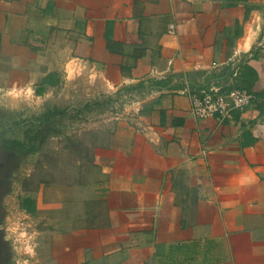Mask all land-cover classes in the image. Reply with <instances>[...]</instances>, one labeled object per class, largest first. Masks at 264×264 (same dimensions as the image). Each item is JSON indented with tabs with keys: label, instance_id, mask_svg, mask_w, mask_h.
Masks as SVG:
<instances>
[{
	"label": "crops",
	"instance_id": "crops-1",
	"mask_svg": "<svg viewBox=\"0 0 264 264\" xmlns=\"http://www.w3.org/2000/svg\"><path fill=\"white\" fill-rule=\"evenodd\" d=\"M0 70L128 100L31 193L35 264H264V0H0ZM211 87L253 100L196 119Z\"/></svg>",
	"mask_w": 264,
	"mask_h": 264
},
{
	"label": "rangeland",
	"instance_id": "rangeland-1",
	"mask_svg": "<svg viewBox=\"0 0 264 264\" xmlns=\"http://www.w3.org/2000/svg\"><path fill=\"white\" fill-rule=\"evenodd\" d=\"M4 72L0 70V106H14L11 114L24 119L42 122L39 129L42 149L39 156L28 162L23 173L16 179L14 194L8 200L7 208L13 211L14 226L20 242H25L29 254L36 258L40 232L45 228L38 217L30 216L24 209V202L30 200L31 193L40 186L67 181L69 173L77 172L80 156L91 153L90 140L94 131L88 125L102 124L121 114L128 101L124 94L100 93L96 98L87 97L81 91L86 83L76 82L71 88L63 86L46 99L37 98L31 81L29 83H9L1 81ZM95 90V87H93ZM51 112L64 114L51 122L44 118ZM112 121V120H111ZM24 244H21L25 248ZM25 254V251H24Z\"/></svg>",
	"mask_w": 264,
	"mask_h": 264
},
{
	"label": "flooded vegetation",
	"instance_id": "flooded-vegetation-1",
	"mask_svg": "<svg viewBox=\"0 0 264 264\" xmlns=\"http://www.w3.org/2000/svg\"><path fill=\"white\" fill-rule=\"evenodd\" d=\"M6 105L0 106V264H20L25 258L24 248L16 236L14 213L7 206L16 179L42 149V122H18L17 114L9 110L15 107Z\"/></svg>",
	"mask_w": 264,
	"mask_h": 264
},
{
	"label": "built area",
	"instance_id": "built-area-1",
	"mask_svg": "<svg viewBox=\"0 0 264 264\" xmlns=\"http://www.w3.org/2000/svg\"><path fill=\"white\" fill-rule=\"evenodd\" d=\"M191 101V113L196 119H205L208 117L230 118L235 110H245L252 102L253 96L245 91L231 90L223 91L217 87L202 91L200 94L186 91ZM25 242H21L24 244ZM25 258L20 264H35L30 262L33 259L29 254L26 244Z\"/></svg>",
	"mask_w": 264,
	"mask_h": 264
},
{
	"label": "trees",
	"instance_id": "trees-1",
	"mask_svg": "<svg viewBox=\"0 0 264 264\" xmlns=\"http://www.w3.org/2000/svg\"><path fill=\"white\" fill-rule=\"evenodd\" d=\"M236 87H238L239 89H243V87H241L240 85H236ZM63 113L60 114V112H51V114H48L45 118H44V122L48 123L51 122L52 120H55L57 118H60L61 115H63ZM24 209L27 213L30 214H35L36 212V204L31 200H28L26 202H24Z\"/></svg>",
	"mask_w": 264,
	"mask_h": 264
}]
</instances>
